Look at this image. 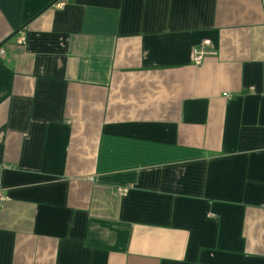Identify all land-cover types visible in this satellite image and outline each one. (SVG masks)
<instances>
[{
  "label": "crops",
  "instance_id": "1",
  "mask_svg": "<svg viewBox=\"0 0 264 264\" xmlns=\"http://www.w3.org/2000/svg\"><path fill=\"white\" fill-rule=\"evenodd\" d=\"M0 47V264H264V0H0Z\"/></svg>",
  "mask_w": 264,
  "mask_h": 264
},
{
  "label": "built area",
  "instance_id": "2",
  "mask_svg": "<svg viewBox=\"0 0 264 264\" xmlns=\"http://www.w3.org/2000/svg\"><path fill=\"white\" fill-rule=\"evenodd\" d=\"M55 6L62 7L63 3L58 1L55 3ZM16 41L18 44H24L26 42L25 32L20 31L19 35L17 36ZM3 53H4V49L0 47V56L3 55ZM203 55H205L204 49L202 47H197L192 50L190 57H192V60L196 65H199L202 62V59L204 57ZM128 189H129L128 187H123V188L119 187V188H116V192L122 195V194H125L126 191H128ZM3 199H4V196L0 193V203L2 202Z\"/></svg>",
  "mask_w": 264,
  "mask_h": 264
}]
</instances>
